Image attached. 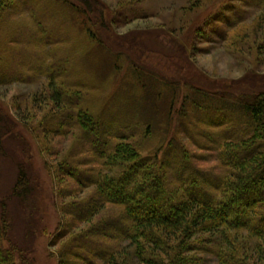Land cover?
Here are the masks:
<instances>
[{
    "label": "rangeland",
    "instance_id": "obj_1",
    "mask_svg": "<svg viewBox=\"0 0 264 264\" xmlns=\"http://www.w3.org/2000/svg\"><path fill=\"white\" fill-rule=\"evenodd\" d=\"M10 3L0 23V75L18 79L0 83V213L9 228L5 245L15 249L24 264H61L60 255L77 236L101 220L123 217L121 206L109 203L96 208L101 202L97 189L83 187L64 175L67 166L62 163L81 162L68 169L96 168L86 164V159L96 156L87 148L80 126L67 117L69 100L76 103L74 95L83 97L82 106L94 113L108 104L133 122L139 117L132 115L141 114L145 123L128 129L136 132L131 140L156 147L174 138L195 165L214 171L220 162L218 149H203L202 144L210 143L195 144L181 126L184 95L192 96V87L226 95L264 91V0H63V4L53 0L58 17L46 15L41 26L61 24L63 31L50 28L45 33L63 39L50 46L33 41V18L18 0ZM84 13L85 27L79 23ZM139 68L160 80L155 82L163 81L176 90L174 114L171 99L164 98L168 107L157 112L152 108L153 113L150 107L135 104L136 96L141 98L140 83L136 96L128 90L135 81L134 70L139 72ZM121 85L131 98L118 107L120 98L114 95ZM170 90L166 93L173 97ZM170 113L173 121L167 119ZM197 116L188 120L192 132L217 131ZM149 124L155 137L138 136ZM167 162L169 185L180 188L171 168L174 162L169 157ZM84 171L78 174L83 181ZM79 207L86 212L96 208L92 212L100 213L87 222L70 213ZM123 221L117 220L121 226ZM127 244L121 240L119 250ZM69 257L75 262L73 255ZM99 258L96 260L101 261ZM16 263L21 260L17 258Z\"/></svg>",
    "mask_w": 264,
    "mask_h": 264
},
{
    "label": "trees",
    "instance_id": "obj_2",
    "mask_svg": "<svg viewBox=\"0 0 264 264\" xmlns=\"http://www.w3.org/2000/svg\"><path fill=\"white\" fill-rule=\"evenodd\" d=\"M10 1L13 0H0V23ZM18 1L33 18V33L30 34L34 35L33 41L50 46L63 39L45 33L50 28L51 31H63L61 24L53 22V27L41 26L46 15L49 18L48 14L56 12L52 9L53 0ZM60 2L63 4V0ZM61 8L71 16L64 5ZM79 23L83 27L87 25L85 13ZM88 28L86 26L91 41L93 37ZM132 77L135 81L129 83L128 93L136 96L138 82L141 86L138 93L141 98L136 96V105H145L142 109L150 107V112L152 108L153 112L163 111L168 107L164 98L171 99L170 107L174 114L177 93L172 86L163 81L158 83L160 80L144 68H139V72L134 70ZM17 79L0 75L1 84ZM122 86L114 95L120 98L118 107L126 105L131 98L121 89ZM168 89L173 91V97L166 93ZM192 89V96L184 95L181 126L195 144L209 142L217 145L214 148L213 145L202 144L205 150L218 149L216 158L220 162L214 171L213 168L195 165L193 157L174 138L169 144L156 147L140 146L142 142L131 140L136 137V132L131 133L128 129L132 126L137 129L145 123L141 114L132 115L133 118L139 117L138 122H133L131 117L125 118L121 110H112L108 104L94 113L82 106L83 97L74 95L75 104L72 98L69 100L67 117L75 119L80 126L87 148L96 156L86 159V164L92 163L96 168L84 169L87 176L83 181L84 178L80 179L78 175L83 169L77 166L76 170L68 169L80 165V161L62 163L67 166L64 175L83 187L97 189L101 202L98 207L94 205L96 208H104L109 203L118 205L123 209V217L107 222L101 220L77 236L60 255L61 264H264V91L226 95L219 90ZM172 114L167 116L169 121H173ZM197 114L203 117L201 121L210 129L216 128L217 131L192 132L188 120L197 118ZM138 136L151 139L155 137V129L150 124L146 125V130ZM168 157L174 162L171 168L178 176L180 188L169 185L166 178L170 166ZM58 172L61 175L60 169ZM20 176L24 180L23 172ZM84 210L72 208L70 213L87 222L100 213L99 210L95 213ZM117 220H124L122 226ZM7 229L8 225L0 213V264H17V258L24 264L16 250L5 245ZM234 232H242L245 236L242 238ZM121 240L128 241V244L120 251ZM257 240L262 243L255 242ZM113 241L115 243L111 245ZM94 246L96 249L90 250ZM84 250L87 254H82ZM70 255L75 262L71 261Z\"/></svg>",
    "mask_w": 264,
    "mask_h": 264
}]
</instances>
